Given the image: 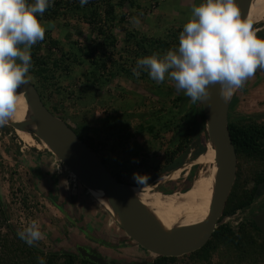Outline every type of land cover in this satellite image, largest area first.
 <instances>
[{
	"label": "trees",
	"instance_id": "16d2710c",
	"mask_svg": "<svg viewBox=\"0 0 264 264\" xmlns=\"http://www.w3.org/2000/svg\"><path fill=\"white\" fill-rule=\"evenodd\" d=\"M34 2L35 0H27L29 4ZM139 6L136 0H89L83 7L79 0H54L52 7L42 16L38 15L41 23L60 21L66 28L75 23L77 30H80V26L88 30L84 44L70 41L69 47L52 37L50 30H46L44 40L31 48L29 81L36 88L46 108L69 126L65 105L70 98L74 97V102L78 104L80 100L87 98V93L100 90L117 77L135 78L132 69L136 67L138 59L153 53L162 55L178 47V33L181 29L177 32L170 30L164 38L148 37L134 29H125L128 23L125 10L135 8L136 11L140 9ZM118 27L124 31L122 39L115 33ZM65 37L70 39L68 31ZM117 46L120 49L117 50ZM114 54L120 60L114 59ZM78 68H83L84 71H79ZM147 76V73L141 72L139 78L145 80ZM77 77H84L85 82H82L76 92L74 80ZM168 89L163 92L149 90L159 97L157 123L146 122L136 127L138 132L167 144L162 151L161 161L154 162L156 153L150 148L129 147L131 158L137 162L135 172L146 181L145 184L137 183L134 175H130L132 169H129L127 160L120 162V166L113 172L115 168L111 160L101 154L104 145L86 131L91 125L87 120V115H92L91 108L84 111L88 112L85 116L75 115V121L80 117L84 118V128L70 127L109 172L112 168L110 173L118 182L133 186L151 185L157 178L181 166L194 142L199 147L193 151L192 158L204 152L207 135L200 102L193 104L184 94L168 98L175 92L171 86ZM235 99L232 97L231 102ZM113 120L119 129V120L113 118L107 120L105 126H111ZM228 131L237 158L236 178L220 220L249 208L255 201L258 185L264 182V123L232 120L229 113ZM166 132L171 135L167 142H163ZM130 137L131 134L128 135L127 132L123 138L125 143L129 142ZM190 182L191 178L189 184L180 191L187 190ZM159 191L164 194L175 192L172 188L163 186ZM2 227H5L6 232L1 235L0 230V264H38V257H43L45 264H95L77 253L62 250L44 252L37 243L28 246L17 236L0 198V228ZM10 236L14 241L10 240ZM124 238L129 241L125 235ZM148 264H264V236L251 219H245L235 228L230 223H223L197 250L178 258H157Z\"/></svg>",
	"mask_w": 264,
	"mask_h": 264
},
{
	"label": "rangeland",
	"instance_id": "374dc122",
	"mask_svg": "<svg viewBox=\"0 0 264 264\" xmlns=\"http://www.w3.org/2000/svg\"><path fill=\"white\" fill-rule=\"evenodd\" d=\"M136 2L140 5L139 10L135 11V8L130 11L125 10L128 21L125 29H134L148 37L164 38L170 30L173 32L183 30V25L190 19L192 7L199 6L204 0H136ZM133 17L139 19V25L133 24ZM42 25L46 30H50L52 37L60 40L66 47L70 46V41L84 44L88 35L86 27L80 26V30H77L75 23H72L70 28L64 27L60 21L42 23ZM263 25L259 24L258 29ZM67 31L71 35L70 39L65 37ZM259 31L258 33L261 34L257 37L264 39L262 35L264 29ZM115 33L119 39L124 36L123 29L119 27L116 28ZM118 49L120 46H117ZM113 58L118 59L117 54H114ZM78 70L84 71L83 68ZM74 81L77 92L85 79L77 77ZM169 86L175 89L173 82L167 78L157 84L149 76L145 80L139 77L132 79L117 77L100 90L87 93V98L80 100L78 104L74 102V97L66 101L67 121L72 128L81 126L83 129L84 118L80 117L75 121L74 117L82 114L85 116L88 112L84 111L91 108L92 115H87L91 125L86 131L104 145L101 154L111 160L112 165L127 160L129 169H132L130 175H137L134 169L136 164L129 157L130 145L136 149H152L156 153L154 162L161 161L162 151L167 147V144L152 139L150 135L138 132L136 127L146 122L157 123L159 97L149 90L163 92L168 91ZM173 93L168 98L184 94L176 90ZM232 97L236 98L229 104L228 114L230 113L232 120L264 123V70L258 69L255 75L246 81L243 88L236 90ZM175 114L178 118L177 109ZM110 118L119 120V129L116 128L114 120L111 121V126H105ZM127 132L128 135L131 134L129 143H125L123 139L118 142L117 139L125 137ZM170 135V132H166L163 135V142H167ZM32 137L40 143L37 138ZM207 145L208 140L205 143V150ZM198 147L194 142L182 164L189 166L188 170L181 174L179 179L167 181L163 187L180 192L189 184V178L191 183L193 182L197 173L204 167L191 166L192 161L196 159L192 158L193 151ZM118 167L115 165V168ZM154 183L155 181L151 185ZM88 193L67 167L50 152L26 145L10 126L0 127V198L15 232L27 226L30 221L36 220L45 235L44 240L37 242L38 247L44 252L72 250L76 244L85 243L87 248L94 249L98 254L108 257L107 260L110 261L131 262L132 259L151 261V258L139 247H121L114 250L105 247L102 243L103 246L98 244V238L113 244H128V241L105 210ZM49 199L55 201L61 211L56 209ZM70 199L73 200L72 209H70ZM255 203L256 201L245 209V213L237 212L225 221L232 227H237L241 223L240 220L245 221V217L254 215L259 210V205ZM75 214L79 215V224L84 226L86 234L73 228L64 218L73 215L75 217ZM0 230L1 235L6 232L5 227ZM91 234L98 238L93 237L95 238L93 240L90 238ZM120 238H122L121 242ZM10 240L14 241V238L10 236Z\"/></svg>",
	"mask_w": 264,
	"mask_h": 264
},
{
	"label": "clouds",
	"instance_id": "9594fccd",
	"mask_svg": "<svg viewBox=\"0 0 264 264\" xmlns=\"http://www.w3.org/2000/svg\"><path fill=\"white\" fill-rule=\"evenodd\" d=\"M80 6L89 0H79ZM54 0H0V127L17 114L18 89L28 82L32 67L31 48L45 38L46 29L38 19ZM134 25H139L133 17ZM264 70V39L258 38L250 22L241 19L235 0H204L193 6L190 19L179 34V45L164 54L140 58L132 74L141 72L160 84L172 81L191 103L205 102L209 89L219 86V95L229 101L236 90L257 70ZM139 184L146 181L134 174ZM17 236L28 246L45 239L36 220L22 227ZM38 264H45L38 257Z\"/></svg>",
	"mask_w": 264,
	"mask_h": 264
},
{
	"label": "water",
	"instance_id": "95a60500",
	"mask_svg": "<svg viewBox=\"0 0 264 264\" xmlns=\"http://www.w3.org/2000/svg\"><path fill=\"white\" fill-rule=\"evenodd\" d=\"M251 1L235 0L242 20L246 18ZM18 92L27 104L25 121L21 123L11 121L8 126L14 130L26 131L50 148L59 151L62 155L57 159L73 176L76 175L78 179H75L79 184L87 192L92 190L102 195L112 213L91 197L129 240L128 244L125 243L122 247H139L151 260L161 257L178 258L204 245L215 229L225 222L226 218L220 219L235 182L237 158L228 131V112L232 98L227 102L223 101L219 95L218 85L210 87V97L207 101L200 102L207 140L215 152L216 171L209 210L199 222L171 231L163 229L134 195L133 185L118 182L74 130L46 108L29 79L26 84L20 86ZM253 221L264 236V215L254 218ZM101 243L111 249L119 247L117 243L103 241ZM77 251L81 257L92 263L109 264L105 258L89 253L84 247H78Z\"/></svg>",
	"mask_w": 264,
	"mask_h": 264
},
{
	"label": "bare ground",
	"instance_id": "6f19581e",
	"mask_svg": "<svg viewBox=\"0 0 264 264\" xmlns=\"http://www.w3.org/2000/svg\"><path fill=\"white\" fill-rule=\"evenodd\" d=\"M245 20L250 22L251 25L264 24V0L251 1ZM26 112V101L20 97L17 104V114L11 121L14 123L25 121ZM15 133L23 143L30 147L48 151L56 158H60L62 155L59 151L50 148L41 141L40 143L36 142L32 135L26 131L15 130ZM214 159L215 152L212 145L208 143L206 150L191 163V166L202 165L204 167L200 169L193 182H190L189 188L185 191L176 192L174 190L175 193L164 194L159 191V188L167 181L179 179L180 175L188 170L189 166L187 165H181L167 176L157 178L153 185L134 186L132 192L166 231L195 224L203 219L209 210L216 171ZM74 178H76V175ZM89 193L104 209L112 213L102 195L92 190Z\"/></svg>",
	"mask_w": 264,
	"mask_h": 264
},
{
	"label": "flooded vegetation",
	"instance_id": "af4514ba",
	"mask_svg": "<svg viewBox=\"0 0 264 264\" xmlns=\"http://www.w3.org/2000/svg\"><path fill=\"white\" fill-rule=\"evenodd\" d=\"M259 25V24H258ZM258 25H252V29L256 32V34L257 35H259V34H261V33H258V32H260L259 30H262V29H264V25H263V27L262 28H259L258 29ZM262 35H264V33H262ZM124 137H120V138H118L117 139V141L119 142V141H121V139H123ZM124 141H125V139H123ZM131 140V138L129 139V141ZM129 143V142H128ZM131 146V145H130ZM129 157L131 158V156H130V154H129ZM132 159V158H131ZM133 161H134V163L136 164L137 162L134 160V159H132ZM112 163V162H111ZM120 163V162H119ZM115 165L116 166H120V164H114L113 163V167L115 168ZM114 171L113 172H115L117 169L115 168V169H113ZM264 182L263 183H260L259 185H258V187H257V194H256V197H255V201H256V203L255 204H258L259 205V210L258 211H256L255 212V214L254 215H251V216H247V217H245V219H251V220H253L254 218H256V217H261V216H263L264 215V202H262V200H263V197H264ZM50 195V194H49ZM71 198V197H70ZM49 201H50V203L56 208V209H58L59 211H61L60 210V207L59 206H57L56 205V203H55V201L53 202L51 199H49ZM63 201H65V200H63ZM254 201V202H255ZM72 202H73V200L72 199H70L69 200V204H70V206H71V208L70 209H72V208H74V207H72ZM260 203H262V206H260ZM240 212V211H239ZM242 213H245V210H243V211H241ZM63 213V212H62ZM64 216V215H63ZM64 218H66L67 219V222L69 223V224H71V226L73 227V228H75V229H77V230H79V231H81L82 233L84 232V226H81V224H79L80 223V217H79V215L78 214H75V217H74V215H73V217H70L69 218V216L67 217V216H64ZM242 220H244V219H242ZM242 220H240L241 222H242ZM87 231V230H86ZM85 233V232H84ZM86 234V233H85ZM92 235V234H91ZM84 237V236H83ZM93 237H96V238H98L97 236H95V235H92L90 238H93ZM87 240V239H86ZM90 240H92V239H90ZM93 240H95V238H93ZM121 240H122V238H120L119 239V241L121 242ZM98 244L99 245H101V246H103L102 244H101V242H102V240L100 239V238H98ZM85 243H83V244H76L75 246H73V249L72 250H64V249H61L63 252H71V253H77L78 254V251H77V248L78 247H84L85 249H87L88 251H89V253H92V254H95V255H98V256H101V257H103V258H105L106 260H107V258L108 257H106V256H103V255H101V254H98L94 249H91V248H87V246H85L84 245ZM124 243H120V244H118L119 245V247L118 248H116V249H119V248H121L122 247V245H123ZM106 247V246H105ZM116 249H114V250H116ZM93 250V251H92ZM108 261V263L109 264H120V263H123V261L122 262H120V261H110V260H107ZM131 262H144L145 260H134V259H132V260H130ZM148 263H149V261H147Z\"/></svg>",
	"mask_w": 264,
	"mask_h": 264
},
{
	"label": "built area",
	"instance_id": "2783aa9c",
	"mask_svg": "<svg viewBox=\"0 0 264 264\" xmlns=\"http://www.w3.org/2000/svg\"><path fill=\"white\" fill-rule=\"evenodd\" d=\"M230 217H231V216L227 217L226 220L230 219ZM224 223H227V222L225 221ZM237 224H238V223H236V225H237ZM237 226H238V225H237Z\"/></svg>",
	"mask_w": 264,
	"mask_h": 264
}]
</instances>
